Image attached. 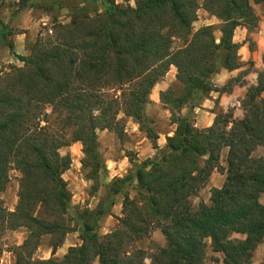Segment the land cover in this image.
<instances>
[{"label": "trees", "instance_id": "trees-1", "mask_svg": "<svg viewBox=\"0 0 264 264\" xmlns=\"http://www.w3.org/2000/svg\"><path fill=\"white\" fill-rule=\"evenodd\" d=\"M35 1L40 0L16 3L24 9ZM101 1L104 11L75 6L69 22H55L26 55H19L8 38L11 30L1 17L0 0V48L8 47L23 63L0 72V240L7 230L28 231L14 250L16 264H144L147 252L136 243L159 229L166 242L155 246L150 264H204L210 247L222 254L224 264H253L264 241V155H255L264 145V69L241 100L240 119L230 109L218 113L211 126L199 128L192 104L212 91L232 90L237 78L219 87L213 77L242 66L234 33L239 26L249 31L258 26L253 3L264 0ZM200 8L221 21L219 38L212 24L194 31ZM176 41L181 42L177 47ZM171 66L183 90L160 92L176 125L166 137L165 151L135 162L127 175L106 183V203L72 208V192L63 177L72 157L61 149L82 144L83 168L97 187L106 171L98 130L121 137L120 114L133 118L157 147L159 136L145 107ZM12 169L21 174L13 211L1 198ZM216 169L225 174L223 185L212 188L209 202L194 205L192 197ZM119 196L118 224L100 234V221ZM72 222L79 227L80 244L61 258H34L44 236L56 252Z\"/></svg>", "mask_w": 264, "mask_h": 264}, {"label": "rangeland", "instance_id": "rangeland-1", "mask_svg": "<svg viewBox=\"0 0 264 264\" xmlns=\"http://www.w3.org/2000/svg\"><path fill=\"white\" fill-rule=\"evenodd\" d=\"M118 3L126 4L124 0H116ZM200 4L203 0H198ZM59 2L52 5V3ZM134 5V2H131ZM52 5V7H51ZM78 5L88 6L92 11L97 9L104 11L105 5L101 0H40L24 9H20L16 0H4L1 10V17L5 24L9 26L11 33L9 40L14 43V52L16 47L27 48L30 46L37 37L42 34L46 35L48 29H51L55 22L67 23L70 21L72 9ZM45 6L49 7L46 9ZM254 10L258 11V7ZM214 25L215 35L217 38L221 36L220 27L221 21L208 13L203 8L198 10V19L194 22V31L203 25ZM255 30V29H254ZM253 30V31H254ZM251 33V32H250ZM247 39L252 43L253 37L248 34ZM181 44L176 41L174 46L177 47ZM17 54V53H16ZM20 55V54H19ZM10 65L21 66L23 63L16 57L12 51L3 46L0 48V72L9 70ZM241 77L238 79L240 80ZM147 117L152 121L155 133L158 134L157 147L155 141L147 137L145 131L140 130L139 124L130 117L120 114L119 118L124 125V134L119 137L114 131L104 129L98 130L99 149L103 156L106 165V171L101 173L98 178V186L93 179L88 178L86 170L82 165L83 147L80 142H73L69 146L61 149L62 154L69 153L72 157V164L70 168L64 173L63 177L67 181L68 188L72 192V208H95L101 202L108 199L105 184L112 181L116 177H123L127 175L134 167L135 162H142L148 158L155 159L163 151H165L166 141L164 135L172 130L171 114L170 111L165 109L161 103H148L145 107ZM175 125V124H174ZM176 128V125H175ZM161 138V139H160ZM255 155H264V146H260ZM10 181L4 192L1 193V198L5 206L13 211L18 202L19 180L21 174L19 171L12 169L9 172ZM221 178L217 174L212 181L209 180L208 184L198 193L192 197V203L198 205L201 201L209 202L212 188L221 185ZM131 185L129 187L132 196L134 190ZM97 188V189H96ZM122 198L119 196L117 202L110 211V214L105 215L100 221V234H106L114 230L118 224L116 217L121 216L122 211ZM70 215L73 217L71 209ZM72 231L66 235L65 241L56 252L52 251L49 245V236L42 237L37 249L34 253L35 259H48L51 257L61 258L70 246L78 245L81 243L80 230L76 223L71 224ZM28 235L25 228L18 230H7L1 240L2 254L0 264H16L15 248L21 245ZM165 237L159 229L153 230L149 238H146L138 243L137 246H142L148 255L144 264H150L151 256L154 252L155 246L164 245ZM219 261L210 249L204 264L208 261ZM253 264H264V246L256 249L252 259Z\"/></svg>", "mask_w": 264, "mask_h": 264}, {"label": "crops", "instance_id": "crops-1", "mask_svg": "<svg viewBox=\"0 0 264 264\" xmlns=\"http://www.w3.org/2000/svg\"><path fill=\"white\" fill-rule=\"evenodd\" d=\"M256 6L258 7V11L256 10L255 12L259 17V22L255 30L249 31L246 27L239 26L234 33V42L240 44L238 54L243 63L242 66L234 70L222 69L214 75L213 82L216 86L222 87L228 83L230 79L237 78L238 80L240 77L241 79L235 81L230 92L220 93L218 91H212L209 95H201L194 100L192 104V115L195 119L196 126L199 128H207L211 126L218 113H225L230 109L234 110L235 118L240 119L244 116L241 100L245 97L248 87L257 83L259 72L264 69V3L255 4V7ZM248 34H251L253 37L252 43L247 39ZM16 53L26 55V48L16 47ZM176 72V67L171 66L165 77L152 89L150 103H161L160 92L169 87L175 89L177 94L182 92L183 88L176 78ZM187 111V109H184L183 114H186ZM174 131L175 125L173 124L172 130L164 135L165 141L166 137L173 135ZM226 154L227 149H224L222 154V164L224 165ZM217 174L221 178V185L216 187H221L225 181V174L220 173L217 169L212 172L210 181H212ZM260 246H264V241L258 245V247ZM210 252L218 258L219 261L215 262L209 260L206 262L207 264H224L221 253L214 252L211 247Z\"/></svg>", "mask_w": 264, "mask_h": 264}]
</instances>
